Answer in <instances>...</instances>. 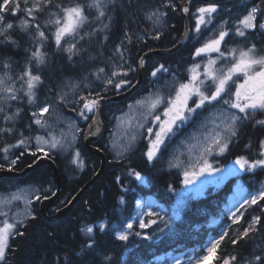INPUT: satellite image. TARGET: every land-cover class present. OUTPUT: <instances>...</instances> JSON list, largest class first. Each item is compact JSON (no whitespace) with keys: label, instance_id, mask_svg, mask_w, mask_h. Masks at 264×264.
<instances>
[{"label":"trees","instance_id":"1","mask_svg":"<svg viewBox=\"0 0 264 264\" xmlns=\"http://www.w3.org/2000/svg\"><path fill=\"white\" fill-rule=\"evenodd\" d=\"M185 1L171 0L176 6L173 10L165 6L168 0H103L105 16L97 19V10L89 7L92 0H52V6L37 14L38 22L49 37L40 48L45 53V63L39 66L31 59L32 52L41 45V41L35 38V29L21 30L19 21L24 18L23 12L17 16L7 14L3 24L11 22L14 27L8 30L6 35L11 36L16 43H10L4 36H0V72L9 73L11 83H14L17 89V99H7V96L0 92V97H4L0 100V108L3 109L0 111V130L11 129L0 131V149L17 145L18 141L25 139L28 150L20 146L10 147L7 153L0 151V164L7 168L11 160L19 157L16 165L11 167L22 170L43 154L38 152L36 156H32L29 151L35 149L33 136L39 131L33 122L32 113L39 107L47 104L49 108L57 109L60 106L64 112L75 114L79 105H67L59 99L60 93H65L62 90L63 83H66L65 88H68L67 78H73L81 83V86H85L94 80L95 69L109 65L117 46H120L128 68L135 69L126 77L133 81L138 59L144 50L174 45L183 31L181 7ZM21 4L23 7V0ZM56 4H62L64 7L79 4L83 6L84 15L87 17L78 35L75 38L66 37L67 41H62L59 49L52 38L55 27H44L49 13L59 11L54 7ZM207 4L203 1L193 2L191 13ZM217 5L218 11L212 15V19L228 22L226 27L232 31L226 43V46H229L235 40L232 25L235 26L237 18L245 15L254 5L264 7V0H232ZM155 6L165 11L159 29H154L152 22L146 18L148 9ZM260 19L258 14V20ZM190 22L193 23L192 17ZM3 24H0V27H3ZM157 36L159 38H156ZM191 37L177 52L149 58L147 70L151 66L162 64L169 71L184 74L195 61V49L202 38L196 34H191ZM238 37L237 41L241 45L254 44L258 52L264 54L263 29L249 30L246 37ZM68 41L75 43L77 49L71 59L69 53L63 50ZM5 64L8 67H5ZM29 65L33 74L40 75L42 81L35 90L36 99L32 104L28 103L24 94L26 85L19 79ZM114 90L109 87L107 91L104 88L99 91L107 94ZM254 115L251 119L238 123L236 136L231 138L228 149L220 155L222 162L240 156L249 160L260 158L258 153L261 151L260 141L264 136V124L257 123L258 117ZM5 117L11 119L6 120ZM85 123L87 125L88 120L80 122L81 131L77 140L82 167L76 166L68 174L64 165L69 161V155L49 152V156L55 160L61 171L62 196L68 195L67 200L86 184L99 168L100 158L83 146L82 131ZM95 144L106 150L104 139ZM163 150H166L165 147L149 161L146 156V142L144 138L140 139L130 156L122 160L108 161L101 175L71 211L55 221H46L43 218L38 200L33 198L34 214L24 224L16 226V234L10 236L5 259L0 261V264H175L176 260L185 264L189 257L202 254L209 242L222 232H227L228 235L220 243L215 256L205 264H222L223 257L231 256L236 257L232 264H264V201L246 206V211L242 209L244 215L237 224L232 223L229 212L232 198L236 200V207H239V203H242L246 196L259 191V186L264 183V168L243 171L229 178L221 186L213 189L209 187L202 195H187L181 205L173 208L181 186L182 172L166 164ZM21 152L24 153L23 156L20 155ZM132 170L141 173V181L130 175ZM54 181L52 168L43 164L23 177L0 179V194L22 183H32L39 187L42 197L53 193L56 188ZM236 183H241L243 187L240 196L234 194ZM46 189L50 191H45ZM140 199L151 200V210L158 213V216L142 217L145 221L157 219V224L146 229L139 228L138 221L141 217L137 216V202ZM256 216L261 219L254 226L255 230L233 244L232 239L238 235V230L242 231L248 227ZM165 221L168 222L167 225ZM128 222L133 223L132 229H127ZM100 224L105 225L102 231ZM86 226H92L93 233L82 231ZM121 231L129 233L127 241L117 238V233ZM136 232L141 235H135ZM145 236L148 238L145 239ZM256 256H261L262 261H256Z\"/></svg>","mask_w":264,"mask_h":264},{"label":"snow or ice","instance_id":"2","mask_svg":"<svg viewBox=\"0 0 264 264\" xmlns=\"http://www.w3.org/2000/svg\"><path fill=\"white\" fill-rule=\"evenodd\" d=\"M191 2V0H189ZM52 6V0H23V7L21 0H0V24H3L7 14L12 16H17L18 13L23 12L24 18L20 19L19 27L23 31H28L29 29H35V38L41 41L40 47H37L35 51L32 52L31 59L35 60L36 64L42 65L45 63V53H43L40 48L43 47V42L49 39L45 31L38 22V13H42L45 9ZM166 7H171L175 10L176 6L168 0ZM59 11H51L49 13V19L45 21L44 27L53 25L55 31L52 33V38L54 39L56 47L59 49L62 46V41H65L66 37L75 38L79 33V29L87 21V17L84 15L83 6L76 4L70 7H64L62 4H56L54 6ZM90 8H95L98 12V17H104L105 12L103 10V0H92L89 5ZM158 11V10H157ZM184 13H189V7L185 6L182 8ZM218 11V5L215 3H209L206 6L196 8L194 15L195 17V31L196 33L201 32V26L207 25L212 22V15ZM258 14L261 19L258 20ZM152 15H157L153 13ZM162 15V13H161ZM151 18V17H149ZM227 21H223L217 32H214L212 36H209L204 43L195 49V55L201 56V54L218 53V58L225 62V66L217 68V59L209 58L207 64L204 65L203 79H201V73L198 71L200 68L199 64L194 65L190 69V78L186 83H179V85L174 89V96L171 94L169 97L164 98L160 95H155L153 99L146 101H137L138 105H147L149 112L153 113L162 104L165 105L163 110V117L161 119L160 115L153 116L154 122L157 123V130L154 131L152 127L146 129L147 135L149 136V145L146 152L147 159L152 161L156 154L159 152L161 145L165 143V138L173 132L174 126L177 122L185 123L195 114L197 109L204 107L206 104H211L213 101L222 100L223 104L228 105L232 109H237L238 113L243 114V116L237 113H231L224 117L223 128L220 125H215V129L209 135L205 136V142L200 146L201 151L199 153V159L195 162L193 171L189 173L184 172L185 185H189L198 179L200 176L205 174L213 175L216 172L222 171L219 168H214L213 165L208 162L207 156L211 155L214 151L217 154H223L231 142V138L237 134V125L241 119H247L250 115L256 113L257 111L264 112V55H258L256 46L253 44L247 49L241 48H230L227 51L222 50V44H226V38L230 36V30L226 27ZM13 23L9 22L3 24L0 27V36H4L5 39L15 44L16 41L12 39L11 36L6 35L8 30L13 29ZM107 27V25H105ZM264 29V7L261 5H254L250 10L246 11V14L240 18H237L234 26V33L239 37H246L249 30ZM106 38V37H105ZM156 38H159L158 36ZM81 39L83 37L81 36ZM64 51L69 53V59L76 54V44H69ZM117 52L120 53L121 57L123 53L120 52V48H117ZM230 57V59H229ZM144 66V60L141 58L140 67ZM5 67H8L5 64ZM135 71V69L128 68L124 69L122 65H117L113 68L110 75H104L103 84L104 90L107 91L109 87L119 91L125 87H130L132 81L126 79L129 72ZM161 71H167L163 65L155 68L151 75L153 77L157 76V73ZM105 73L104 68H99L96 75L97 79H101V74ZM242 78V79H241ZM12 78L0 77V92L6 93L7 99L15 100L17 99L15 84H9ZM21 81L26 85V90L24 94L28 98V103L32 104L35 102L36 93L35 90L37 86L42 83L41 76L38 74H33L31 66L26 67L23 74L19 77ZM205 80L210 81V85L204 86ZM23 87V85H22ZM87 87V86H86ZM224 96H228V99H224ZM193 97H198V101H193L192 107H189V100ZM4 97H0L3 100ZM61 103H69L66 99V95H60L59 97ZM104 99V95L100 91H88L87 95H81L77 100L71 101V103L79 105V115L85 119H89V113H96L99 110L101 101ZM49 105L45 104L38 108V111L33 112L34 123L41 128H47V121L44 119V114L49 111ZM131 108V106H130ZM0 111H3L0 108ZM18 114V113H17ZM6 120L11 119V117H5ZM96 123V121H93ZM215 123V121H213ZM259 124H264V120L257 121ZM139 127H143V124H139ZM0 131H11V129H4ZM79 131V129H77ZM22 135V134H21ZM75 140V135L72 137ZM131 139H135L133 136ZM65 137L61 134L60 138H57L54 134L49 133L48 138L42 136L35 137L36 150L31 151L32 156H36L38 152H42L45 157L49 155V152L45 150V146L49 150H55L57 148H64ZM24 146L27 149V144L25 139L18 141L17 145H11L0 149L4 153L9 151L10 147H20ZM195 147V146H194ZM261 151L258 153V159L249 160L244 156H240L235 160V164L239 165L242 171H253L257 168H264V140L260 142ZM24 155L23 152L20 154ZM80 153L77 151L75 153L73 163L78 166L83 165V162L79 159ZM7 159V156H5ZM16 159L11 160L9 171L12 170L11 166H15L17 163ZM198 167L199 171H195ZM0 168H4V165L0 164ZM234 171V170H232ZM130 175L134 176L137 181L142 180V175L140 172L132 170ZM172 190V189H170ZM45 191H50L46 189ZM55 195V193H53ZM19 197H12L11 199H18ZM36 200L41 199L40 190H35ZM44 199H48V196H43ZM260 201H264V187H262L257 193L249 194L243 199L242 203H239V207L235 210L229 209L230 218L233 224L240 222L241 218L246 211V206L256 205ZM9 201L0 200V216L5 217L3 221H0V261L5 259V251L9 247L8 241L10 236L16 234V223H9L7 219L8 213L3 211V205ZM31 203V201H29ZM137 207H146L147 210L144 213H137L138 217H141L138 221L140 229L149 228L151 225L157 224V219H149L145 221L142 217L147 215L148 217L158 216L151 210V206H143L138 203ZM242 209L244 211H242ZM260 217L256 216L252 218L251 223L248 227L244 228L242 231L238 230V235L232 239V243L235 244L237 241L243 237H247L251 231H254V226L260 222ZM167 225V221L164 222ZM105 225L100 224L99 228L102 231ZM127 229L133 228V223L128 222L126 224ZM82 231L87 234L93 233L92 226H86ZM23 235V233H18ZM135 235H141L140 232H136ZM228 235L227 232H222L217 238L211 240L209 245L204 249L202 254H197L189 257L187 264H205L215 256V253L220 245V243ZM129 233L121 231L117 233V238L122 241H127ZM148 237L145 236V239ZM91 247V244L88 245ZM236 259L235 256L223 257L222 264H232V261ZM256 261H262L261 256L255 257ZM175 264H181L180 260H176Z\"/></svg>","mask_w":264,"mask_h":264},{"label":"rangeland","instance_id":"3","mask_svg":"<svg viewBox=\"0 0 264 264\" xmlns=\"http://www.w3.org/2000/svg\"><path fill=\"white\" fill-rule=\"evenodd\" d=\"M162 9L163 8H160L159 6H155L151 7L147 11L146 18L152 22L154 29H159L161 23L164 20L165 11H163ZM153 13H157V15H152ZM191 17L193 18V23L190 22L191 33L201 35L202 37V40L200 39L198 42V47H200L209 36H212L214 32H217L220 24L223 22H217L212 19V22L210 24L201 26L200 33H196L195 17L194 15L192 16V13ZM65 41H67V38H65ZM69 44L72 43L69 41L66 42L65 48ZM118 47L119 46H117V48ZM221 47L223 48V44ZM117 48L114 52V55H112V60L109 62L108 66H100L94 70L95 74L99 68L105 69V73L101 74V79H97L95 75L94 80L88 82L87 84H85V86H81V83L74 81L73 78L66 79L68 88L66 89V83H63L62 90H64L63 92L65 93H60V95H66V99L67 101H69V103H66L67 105H69L71 101L77 100L79 96L87 95L88 91L90 90L96 92L104 88V84L98 85L96 87L94 86L99 81L103 83L104 75H110L111 71L115 66L122 65L125 70L128 69L129 65L127 63L125 55L121 57L120 53L117 52ZM231 48H237L239 50L241 48L247 49L248 47L243 46ZM195 58H197L196 55ZM198 58L199 60L196 63L192 64L190 67H188V69L182 75H178L173 72L171 73V71L167 70L166 72L161 71L157 73V76L153 77L151 75V72L157 67L151 66L150 68H148L146 73L148 77L147 80L150 82L148 84V88L146 90H143L140 95L127 102L119 112L110 115L111 124L110 130L106 134V141L108 142L110 153L114 159H121L126 157L128 153L134 148L136 143L142 138H144L146 142V149L148 150L150 138L147 135L146 129L148 127H152L154 131L157 130V123L154 122L153 116L160 115L161 119H164L162 113L165 105L162 104L155 110V112L150 113L146 104L144 106H141L137 104V101H146L149 99H153L157 94L164 98L169 97L170 94L174 96V89L179 85V83H186L188 81L191 75L189 70L192 69L196 64L200 65L198 71L201 73V79H203L202 74L204 70V65L207 64L209 58L217 59L218 53L201 54V56H198ZM224 66L225 62L217 59L216 67L221 68ZM0 77H5V79L7 80V77H9V73L6 71L0 72ZM7 82L9 84H12L11 80ZM208 85H210V81L205 80L204 86ZM2 95L7 96L8 94L3 93ZM223 98L228 99L229 97L224 96ZM193 101H198V97H193L189 100V107L194 106ZM36 111H38V109L34 112ZM231 113H237L243 116V114L238 113L237 109H232L228 105L223 104L222 100L213 101L211 104H206L204 107L197 109L196 113L192 114L187 122H177V125L173 128V132L170 133L167 138H165V143L161 145L160 150H162L163 147H165L166 149L162 151L165 155L166 164L177 168L180 172H182L181 186L179 188L178 197L175 201V204L173 205V208H176L177 206L181 205L182 201L187 195H201L209 187L213 189L218 186H221L230 177L243 172L242 170H240L239 165L235 164V160L238 157L226 159L224 162H222L219 159L221 154H217V152L214 151L211 155H208L206 158L208 162L213 165L214 168H219L222 171L216 172L213 175L205 174L203 176H200L198 179H195L194 182L189 185H185L183 183L184 172L188 171L189 173H191L194 170L192 165H194L195 162L199 159V153L201 151L200 146L205 142V136L209 135L211 132L214 131L215 125H220V127L223 128L222 121L224 120V117L230 115ZM89 114L88 115L90 118L91 113ZM254 114L256 115V117H258L259 121L264 120V112L257 111ZM252 115H250L247 119H251ZM44 119L47 121L48 127L41 128L37 125L39 131L33 136V144L36 148V136L48 138V134L52 133L57 138H60L61 134H63L65 137V140L63 141L65 144L64 148L49 150L45 146V150L48 152L55 151L61 154L66 153L65 156L69 155V161L65 162L64 165V170L69 174L74 170V167L78 166L76 163H73L75 153L77 151L80 153V150L78 149V147H76L78 135L77 129H79L80 122H85L87 120L83 119L79 115V108L76 110L75 114H71L64 112L60 108V106H58L57 109L53 107L49 108V111L44 114ZM213 121H215V123H213ZM241 121H246V119H241L239 122ZM139 124H143V127H139ZM73 135H75V140L72 139ZM133 136L135 137L134 140L131 139ZM262 140H264V136L261 138V141ZM167 150L168 153H166ZM79 159L81 160V153ZM218 160H220L221 162ZM68 162L71 167L68 166ZM195 171H199V168L196 167ZM262 187H264V183L259 186L258 189L260 190ZM37 189L40 190L38 186L34 184L24 183L22 185L17 186L16 188H12L7 192L0 194V200L9 201L3 205V211H6L8 213L7 219L9 223L23 224L34 213L32 209V199L35 197V190ZM242 191V185L237 183L234 189V194L240 195ZM14 196L19 198L11 199ZM67 196L68 195L63 197L62 200H67ZM234 200L235 199H232L230 209H234L236 207V201ZM29 201H31V203H29ZM138 203L143 206H151L152 201L149 199H140L137 202V205ZM146 210V207H137V213H144V211ZM4 219L5 217L0 216V221H3ZM185 264H187V262Z\"/></svg>","mask_w":264,"mask_h":264},{"label":"water","instance_id":"4","mask_svg":"<svg viewBox=\"0 0 264 264\" xmlns=\"http://www.w3.org/2000/svg\"><path fill=\"white\" fill-rule=\"evenodd\" d=\"M195 1H204L207 3H221L229 0H186L184 4L182 5V8L187 6L189 9H191V5ZM182 11V9H181ZM183 19H184V27L182 34L178 38V41L171 46L168 47H155L145 50L138 61V68H137V78L132 83V85L122 91L110 94V95H104V99L101 101L99 110L96 113H93L88 125L86 126V129L84 131L83 135V141L85 148L93 155H96L100 158L99 168L95 172V174L91 177V179L88 180L86 184H84L78 191H76L71 199L66 202L65 205L58 207L53 213H49L48 209L54 205L59 198L62 195L63 185H62V176L60 169L55 162L53 158L50 156H41L39 157L33 164L26 166L22 170H15L12 169L9 171L7 168H0V178H16V177H23L28 172L33 171L34 169L38 168L39 166L43 164H48L53 171L54 179L57 184L56 191L54 192L55 195L48 196V199L42 198L39 202V208H40V214L43 216V218L46 221H55L59 218H62L66 216L71 209L76 205V203L79 201V199L85 194V192L88 190L90 185L101 175L103 170L105 169L107 162L109 161L108 154L106 151L95 145L94 143L102 137L103 133L105 132V123L102 119V110L105 104L110 102H122L126 101L141 88L143 85L144 79H145V69H146V63L148 58H150L153 55H167L174 53L178 51L184 43L189 39L190 37V12L184 13L182 11ZM143 58L144 60V66L140 67V60ZM93 121H96V123H93Z\"/></svg>","mask_w":264,"mask_h":264},{"label":"bare ground","instance_id":"5","mask_svg":"<svg viewBox=\"0 0 264 264\" xmlns=\"http://www.w3.org/2000/svg\"><path fill=\"white\" fill-rule=\"evenodd\" d=\"M233 27H232V30L234 29V25H232ZM195 37V36H194ZM192 38V37H191ZM238 39H239V37H238ZM234 40V39H233ZM232 40V41H233ZM236 40V39H235ZM176 43V42H175ZM171 46V45H170ZM145 51V50H144ZM143 53V52H142ZM194 53V52H193ZM160 64V63H159ZM162 65V64H161ZM168 65V64H167ZM174 65H176V64H174ZM136 74H137V71H136ZM103 83H101L100 81L94 86V87H96V86H98V85H102ZM146 84V83H145ZM109 92V91H108ZM123 108V106H118V104L116 105V104H114V103H109V105L107 106V107H105V110H104V114H105V116H106V118H105V120H106V123H107V126H108V129L110 130V124H111V117H110V115H113V114H115V113H117V112H119L121 109ZM107 110V111H106ZM85 125H86V123H85ZM84 146V145H83ZM104 150V149H103ZM132 151H133V149L128 153V155H127V157L129 156V155H131L132 154ZM166 153H168V150L166 151ZM90 154V153H89ZM32 164V163H31ZM30 165V164H29ZM53 172V171H52ZM91 179V178H90ZM17 181V180H16ZM28 181V180H27ZM33 182V181H32ZM55 182V181H54ZM51 193V192H50ZM49 195V194H48ZM64 197V196H63ZM71 197H72V195L70 196V199H71ZM62 199V198H61ZM60 199V200H61ZM69 199V200H70ZM68 200V201H69ZM66 201V200H65ZM63 205H65V203L64 204H62L61 206H63ZM54 211H52V212H50V213H53Z\"/></svg>","mask_w":264,"mask_h":264}]
</instances>
